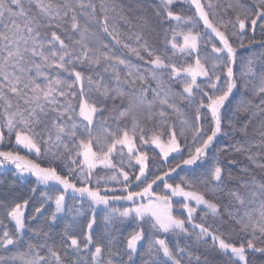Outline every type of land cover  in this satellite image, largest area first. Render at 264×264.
<instances>
[{
    "label": "snow or ice",
    "instance_id": "snow-or-ice-1",
    "mask_svg": "<svg viewBox=\"0 0 264 264\" xmlns=\"http://www.w3.org/2000/svg\"><path fill=\"white\" fill-rule=\"evenodd\" d=\"M140 2L0 0V168L12 165L16 174L34 177L36 184L45 189L43 199L27 217L29 199L11 205L0 203L14 225L9 229L0 219V253H12L0 254V264H15L17 260L21 264H50L38 249L47 250L51 264H69L48 245L49 233L44 230L47 221L55 222L58 214L65 211L69 191L73 197L89 201L90 207L107 208L110 201L129 202L120 209L112 208L105 216L106 227L117 219L121 223L129 219L137 222L123 237V255L109 249V259L105 261V248L93 237V208L82 240L67 229L63 234L65 257H77L73 264H135L136 256L141 258V264H185V259L192 264L191 252L178 242L173 245L156 235H190L186 224L199 229L197 240L207 243L210 238L213 248L229 256L230 264H255L256 254L264 258V183L255 185L258 191L243 179H237L236 187L228 186L226 182L233 179L231 173H225L218 156H211L210 151L214 141L225 134L226 122L235 128L234 114L226 111V102L237 88L234 43L239 40V47H244L242 38L249 31L250 43H255L257 29L264 34V0H253L235 19L227 20L217 19L219 5L211 0H190L195 12L187 17L174 9L177 0H159L154 15L163 30V48L158 51L140 32L128 36L136 42V46L129 45L120 29L121 24L130 25L133 18L143 20L138 14ZM234 7L228 5L224 14ZM200 22L203 30L198 31L193 25ZM94 27L115 45L151 65L144 71L156 81L155 88L145 86L147 77L138 67L133 71L127 59L102 51L109 44L95 39ZM208 30L219 44L204 41ZM208 43L213 55L202 58L201 48L207 51ZM177 53L191 59L178 65L173 60ZM252 63L249 60V73ZM120 66L127 70L125 75ZM173 82L181 85L182 91L174 92ZM251 92L258 102L250 97L235 109L236 113L247 114L239 130L247 137L249 125L258 121L257 146L264 150V73ZM181 103L191 110L190 114L181 110ZM173 115L180 122L179 131L171 120ZM234 148L250 152L245 144L238 143ZM150 149L154 159L160 161L155 171L149 163ZM114 154L118 163L114 162ZM257 155L250 153L248 158L264 168ZM259 155L264 156V151ZM38 160L46 163L42 165ZM125 161L130 172L124 168ZM98 167L113 170L110 179L117 182L119 190L105 188L102 194L99 186L91 187ZM178 169L188 176L182 177L180 183H170ZM241 171L246 173L247 169ZM197 184L227 197L223 211L218 203L195 190ZM154 185H162L166 191L157 193ZM36 191L34 187L32 192ZM48 192L57 194L50 196ZM174 197L181 198L177 201L182 209L179 214L173 212ZM49 203L54 204V209ZM199 206L219 217L221 227L193 223ZM183 213L186 218H181ZM42 219L45 225L40 224ZM29 220L36 221V226ZM228 224L233 226L224 227ZM26 228L45 240L29 242L27 251L21 252L18 249ZM237 232L242 234L239 243L233 239ZM115 239L119 240V236ZM115 256L120 259L114 260ZM195 261L200 264V257L196 256Z\"/></svg>",
    "mask_w": 264,
    "mask_h": 264
},
{
    "label": "trees",
    "instance_id": "trees-1",
    "mask_svg": "<svg viewBox=\"0 0 264 264\" xmlns=\"http://www.w3.org/2000/svg\"><path fill=\"white\" fill-rule=\"evenodd\" d=\"M121 3H127L128 0H119ZM207 0H202V3H206ZM211 2L218 4L219 7L217 8V19L223 17L225 20L232 18L235 19V15L239 12H243L244 6H249L253 3V0H211ZM159 4V0H141L140 7L138 9L139 16L143 17V20H138L133 18L132 23L130 25L121 24L120 29L124 33L125 41L131 45L136 46V42L132 39H128V36L132 35L133 33L140 32L145 36V39L154 46L155 50H160L163 48L162 40H163V30L159 28L156 22V17L154 15L156 6ZM228 5H234L235 7L229 12L228 15L224 14V9ZM174 9L178 12L183 14L184 16H193L194 15V7L190 4V0H177L174 4ZM129 15H132L131 13ZM83 19V18H81ZM146 21V23H145ZM174 23V22H173ZM196 30L201 31L203 30V24L200 22L198 25H193ZM92 31L96 34L95 39L97 41H103L104 43L109 44L108 49H101L102 51H110L115 55H119L122 58H125L129 61V63L133 66V71L139 68L142 74L147 77L146 85L152 88H155L156 81L151 79V75L148 72H145V69H150L151 65H147L144 63L143 60L137 59L135 56L131 55L126 49L117 46L114 42L111 41L109 37L102 33L99 28H92ZM209 32V31H208ZM231 32V29H229ZM252 36V32H248V35L243 37L244 47H239V40H236L234 46L237 47V59L236 62L233 64V73L234 78L237 81V88L234 89L233 95L230 96L229 101L226 102L227 109L226 111L231 115L234 114V124L235 128H230L225 123L224 133L221 134L215 141L213 149H211V156H218L219 162L225 168V173H231L233 179L231 181H227L226 183L228 186L236 187L237 186V179H243L250 183V186L255 189V185L264 183V168L259 167L256 163H253L248 157L250 153H257V160L261 163H264V156L259 155L262 150L259 148L258 142L260 140L259 136V123L258 121L254 120L251 125H249L248 135L245 137V134L241 132L240 125L241 122L246 121L247 114L243 111L236 113L235 109L237 105L242 104L244 101L248 100L250 97L256 102H258V97L252 96L251 89L258 85L259 78L262 73H264V44L261 43L264 40V34H262L259 29H257L255 36L256 41L255 43L249 42V37ZM214 36L209 32V35L204 36V41H211L215 42ZM203 43V42H202ZM146 57V53H142ZM169 54H171V49H169ZM211 58V43H208L207 51L201 48V56ZM195 55V54H193ZM189 59L187 56H182V54L177 53L173 56V60L178 64H184ZM249 60L253 63L251 65V73H249ZM121 74H126V69L123 66H120ZM254 74V75H252ZM164 79H167V74L164 75ZM245 85L248 87L246 88ZM171 87L174 92L182 91L181 85L172 83ZM186 103V102H185ZM181 110L188 112L190 114L191 110L185 108L184 103L180 104ZM171 120L175 122L177 131L180 130V122L176 117L173 115ZM111 123V122H110ZM114 127V125H113ZM246 141H255L256 143L248 145ZM188 143H191L189 139ZM245 144L246 147L250 148V152H237L235 151L234 145L236 144ZM3 146H0L2 148ZM23 152V150H21ZM158 151V150H157ZM118 156L114 154V162L118 163ZM211 159V157H210ZM235 161L234 164H229L228 161ZM37 162L41 163L42 165L46 163L44 160H38ZM149 163L152 170L155 171V168L159 166L160 161L154 159L153 153L151 149L149 150ZM175 163V162H173ZM242 169H247V172L241 171ZM127 171H131L127 169ZM108 175L110 176L113 173L111 169H105L103 167H98L92 177V184L93 180L96 177L101 175ZM188 176V173L177 170L176 173L172 174L174 179H170V183H180L182 177ZM122 181V177L119 178ZM167 179V178H166ZM255 182L254 184L252 182ZM78 183V181H76ZM79 184V183H78ZM115 184V185H114ZM113 186L107 187L108 189L116 188L119 190V185L116 181H114ZM37 188L35 193L32 192L33 188ZM106 187H101L100 191L103 194ZM154 188L157 187L154 185ZM163 189V186L157 188V193H160ZM195 190L200 191L204 194L206 199L212 200L218 203L221 206V210L223 211L224 205L227 203V197L223 193H214L210 190L205 189L204 186L197 184L195 186ZM62 191V189H61ZM241 191H246L245 189L241 188ZM45 192L43 185H37L35 178L30 175H25L23 177L16 174V170L12 165H6L3 168H0V203L5 205H11L14 202L22 201L24 199H29V208L26 211V217L29 216L32 212V209L35 204H37L41 199H43V194ZM48 195H54L57 193L48 192ZM108 194H112L109 192ZM162 194V193H160ZM114 201H110L109 204ZM52 209H54V204L49 203L48 205ZM93 208L95 210V217H96V224L94 225L93 230V237L94 241L97 243H101L104 248V259L107 261L109 259L108 250L110 249L112 252L119 251L121 255H123L124 243L123 237L128 234V232L132 231L136 226V221H132L131 223H127L126 225L121 223L120 221L115 222L114 225H110L108 227L105 226V217L104 215H109L112 209L106 208L104 205L102 206H92L90 207V202L86 200H81V198L77 195L73 197L72 194H66V207L63 213L58 214L57 220L55 222L47 221L45 226V231L49 233L47 237V243L50 247H54L56 251L60 252L61 257L63 259H67L69 264H73L77 260V257L74 254H69L65 257V237L64 233L67 229L71 231L73 235L77 236L81 240L83 239V233L86 231V219L88 220L91 218L93 214ZM208 210L203 208H197L196 213H194V220L193 223H204L206 226H210L211 228L221 227V220L219 217H214L210 214H207ZM100 216L104 217V220L98 223V219ZM75 218V220H74ZM0 219L4 220V223L8 225L9 229H13L14 225L8 221L6 217V211L3 207H0ZM227 220V217H224ZM33 227L36 226V221H28ZM41 225H45V221L42 219L40 221ZM72 225V227H69ZM189 224L186 225L188 229H190ZM232 224L225 225L224 227H232ZM84 230V231H83ZM198 231V229H194ZM223 230V229H222ZM83 231V232H82ZM199 232V231H198ZM190 233V232H189ZM158 237L168 239V235L162 234V236ZM242 234H237L234 236V242H240V236ZM111 236L113 239H109ZM119 236V240L115 238ZM23 243L20 245L18 251L26 252L27 251V244L29 242L33 244L41 243L45 240V237L41 236L37 238L33 235V231L30 228H26V230L22 234ZM171 244L174 245V239L168 240ZM180 247L186 248L187 251L191 252L193 255V262L192 264H196L195 257H200V264H230L229 256L219 252L217 249L213 248L211 239L209 238L207 243L196 239V234L188 235V237L183 236L178 242ZM42 254L46 255L51 264V256L47 252L46 249H38ZM70 251V250H69ZM12 255V253H8L6 256ZM28 258H31L30 256ZM114 260H119L120 256L112 257ZM123 259L127 261V256L124 255ZM255 264H264V258L260 257L259 254L255 256ZM88 261L90 262V256L88 257ZM135 264H141V258L139 256L134 257ZM11 264V262H9ZM15 264H21V261L17 260ZM185 264H187V259H185Z\"/></svg>",
    "mask_w": 264,
    "mask_h": 264
},
{
    "label": "rangeland",
    "instance_id": "rangeland-1",
    "mask_svg": "<svg viewBox=\"0 0 264 264\" xmlns=\"http://www.w3.org/2000/svg\"><path fill=\"white\" fill-rule=\"evenodd\" d=\"M209 32H210V30H208ZM213 36H214V34H212ZM215 43H217V44H219V41H218V39H216L215 40ZM208 55V58H209V54H207ZM213 54H211V56H212ZM210 59V58H209ZM173 155H175V154H173ZM171 159V158H170ZM124 168H125V170H127L128 169V167H127V161H125V163H124ZM130 170V169H129ZM98 182V183H97ZM78 183H79V181H78ZM113 184H114V181L113 180H111L110 179V174H108V175H101V176H99V177H96L95 178V180H93V188H96L97 186H99V188H101V187H109V186H113ZM115 185V184H114ZM158 188V187H157ZM157 188H156V192H157ZM159 190H161L160 191V193H164L166 190L165 189H160L159 188ZM69 194H71V192L69 191ZM181 198H178V197H174L173 198V212H174V214H179V213H181L182 212V209L180 208V206L178 205V203H177V201L178 200H180ZM86 200V199H85ZM87 201V200H86ZM128 203L129 202H127V201H114V202H112V204L110 203L109 205V207H108V209H112V208H118V209H120V208H122L123 206H127L128 205ZM192 203V205L194 206L195 205V202H191ZM99 206H102V205H99ZM197 208H201V206H199V207H197ZM107 216V215H106ZM186 216H187V214L186 213H183V215H182V217L181 218H186ZM104 217H105V215H104ZM104 217L103 216H100L99 217V219H98V223H100V222H102L103 220H104ZM117 221H119V219H117ZM133 220H131V219H129V220H125L124 222H123V224H127V223H131ZM86 222H87V219H86V221H85V224H86ZM187 225V224H186ZM189 230V232H190V235H192V234H196V233H198V231H199V229H198V231H195L193 228H192V226H190V229H188ZM84 231V230H83ZM82 231V232H83ZM156 234H158L159 236H162V234L163 233H156ZM164 235H168L169 237H168V239L167 240H170V238L171 239H174V244H176L177 242H180V239L183 237V236H185V237H188V235H179V236H176V235H173V234H164ZM0 254H3V255H7L8 253H0Z\"/></svg>",
    "mask_w": 264,
    "mask_h": 264
}]
</instances>
